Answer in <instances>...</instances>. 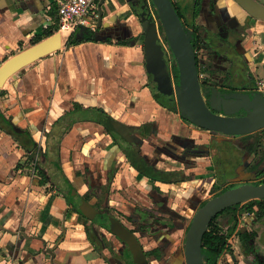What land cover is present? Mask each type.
I'll return each mask as SVG.
<instances>
[{
  "label": "crops",
  "instance_id": "obj_1",
  "mask_svg": "<svg viewBox=\"0 0 264 264\" xmlns=\"http://www.w3.org/2000/svg\"><path fill=\"white\" fill-rule=\"evenodd\" d=\"M135 3L100 0L101 24L91 29L99 39L67 44L72 32L59 28L54 0H0V64L6 52L23 40L47 37L43 35L47 26H57L62 38L58 50L23 66L0 87V113L26 129L36 146L34 152L26 150L0 116V264H130L124 247L119 250L111 243L112 236L117 237L97 225L110 246L94 248L85 231L89 219L66 201L71 185L88 195L93 205L102 199L126 226V218L120 219L118 213L133 215L136 206L172 218L174 228L163 237L170 242L165 264H180L182 238L197 209V185L214 182L209 152L214 133L206 135L183 118L176 96H163L150 83ZM232 18L237 23L227 31L229 45L219 48L228 49L237 67L220 61L214 49L217 39L211 34L210 58L226 67L225 86L264 94V20L250 17L233 0H202L197 21L216 32ZM75 103L102 107L126 125L129 148L121 147L99 122L70 123L78 112L61 119ZM127 150L159 169L194 175L177 183L151 181L131 164ZM34 153L38 159L33 165ZM197 172H201L198 177ZM160 201L177 216H169ZM240 218L228 239L232 253H222L217 264L235 260L254 264L252 254L243 253L237 230H253L255 244L264 255V217L250 213ZM135 234L142 237L144 249L156 246L151 241L161 238Z\"/></svg>",
  "mask_w": 264,
  "mask_h": 264
},
{
  "label": "water",
  "instance_id": "obj_2",
  "mask_svg": "<svg viewBox=\"0 0 264 264\" xmlns=\"http://www.w3.org/2000/svg\"><path fill=\"white\" fill-rule=\"evenodd\" d=\"M145 1V0H142ZM169 47L174 55L178 67V82L175 87L167 66L163 49L158 41L155 23L147 17L141 24L144 32L145 69L152 86L163 96L175 95L179 104L180 114L186 116L196 126L221 133L222 140L236 142L232 135H245L264 128V94L260 92L242 91L217 95L211 94L210 108L206 105L200 90L196 70V60L187 33L173 7L171 0H151ZM247 15L264 20V4L257 0H233ZM95 26L101 24L102 10L98 5ZM87 31V26L80 25L76 33ZM94 39H99L93 32ZM61 32L51 35L23 48L7 57L0 64V87L7 78L23 66L39 59L61 47ZM217 111V112H214ZM98 121L115 138L123 148H129L127 141L129 129L110 114L99 112ZM14 129L16 127L14 126ZM17 130V129H16ZM248 165L246 154L236 169V176L232 180L238 182L236 186L223 190L206 199L192 214L184 235L185 264H204L201 252V242L212 218L223 209L243 203L250 199L264 198V181L252 183L254 178L249 173L242 178V168ZM241 168V169H240ZM240 169V170H239ZM69 198L78 212L87 219H91L97 212L95 206L83 197L77 190H69ZM118 218L114 220V233L122 244H126L133 264H149L145 249L138 237L125 225L122 226ZM123 224V223H122Z\"/></svg>",
  "mask_w": 264,
  "mask_h": 264
},
{
  "label": "trees",
  "instance_id": "obj_3",
  "mask_svg": "<svg viewBox=\"0 0 264 264\" xmlns=\"http://www.w3.org/2000/svg\"><path fill=\"white\" fill-rule=\"evenodd\" d=\"M151 1V0H149ZM196 4L197 10L199 9L200 0H194ZM152 3V1H151ZM153 4V3H152ZM139 8L136 9L133 8V12L135 15H137L138 19L142 21L143 19L149 18V20L153 21L150 14L148 13V5L147 0H137V3L134 4V6H138ZM173 7L179 16L178 11L176 10L174 4ZM154 11L157 15L155 7ZM158 17V16H157ZM180 17V16H179ZM154 22V21H153ZM57 29V26H47L43 29V35L49 36L53 32H55ZM77 29L73 31L67 38L66 43L67 44H77L83 41H95L93 37V30L87 27V31H83L80 34L76 33ZM186 33L189 37V39L192 41V34L186 30ZM144 38V32L141 33V39L143 41ZM41 39V36L36 35L31 38L30 42L31 44L39 41ZM177 80L178 75L176 72ZM204 86L202 85L201 88ZM213 91H216L217 95H222L224 93H230V92H238L241 93L244 90H236V91H224L222 89L217 88H208L206 91L204 90V101L208 107H210L211 102V94ZM2 94V92H1ZM103 112L106 114H109L107 111H105L102 107H88L83 108L78 104L73 105V109L69 112H67L61 119H65L68 115H73L75 113H80L78 116H73L70 119V123L75 122L76 120H91L95 122L98 121L97 114L99 112ZM0 116L2 114L0 113ZM5 123L8 127V132L13 135V137L21 144L26 150H31L34 152L36 149L35 143L31 139L30 135L28 134L26 129H23L16 124H13L9 119L4 118ZM183 118L189 120L186 116L182 115ZM14 126L16 127V131H14ZM211 132V131H209ZM264 132V128L260 129L258 131H255L253 133L245 134V135H232V138L236 139V142L232 141H226L225 143L228 144H235V146L239 149L241 154H246V158H248L250 155L253 156L254 161L249 162L248 165L244 168V173H249L252 175L254 180L252 183H260L264 181V146L262 144V133ZM216 134H220L219 132H216ZM114 138V137H113ZM218 138V137H217ZM214 151H217L214 149ZM128 157H130L131 164L138 170V172L141 175L147 176L151 181L159 180L162 182H168V183H177L182 180H186L188 178H191V173H186V170H163L155 167L151 163L145 161L140 156L132 155L134 154L132 152L127 150ZM213 154H216L213 153ZM215 157V168L216 171L214 173V177H216V181L213 183L212 188L214 190H217L213 195L226 190L230 187L236 186L239 183H229L227 184L228 178L233 177L234 175H231L230 172L226 169L222 168L219 172V166L216 161V155ZM218 157V156H217ZM219 158V157H218ZM228 157H226V160L228 161ZM140 161V162H139ZM242 162V156L240 159H238V163ZM236 167V166H235ZM234 167V168H235ZM219 172V174H218ZM196 174V173H195ZM199 176V173H197L196 177ZM222 185H224L222 187ZM72 188V185L69 187V190ZM104 191H108V186L104 187ZM212 195V196H213ZM86 199L88 198V195L83 196ZM66 201L72 205V202L69 198V191L65 194ZM102 200V199H101ZM101 200H97L95 202V205L97 208V212L94 214V216L85 223V231L87 234V238L89 241L94 245V248L96 250H100L101 246L109 245L108 241L105 239V237L98 231L97 226H101L105 228L109 232L114 233V220H117V218L112 215L110 208L102 204ZM204 203L201 202L200 205ZM105 205V206H104ZM75 211L78 212V210L72 205ZM243 212H246L248 214L254 213L256 217L261 218L264 217V198L262 199H250L243 203H237L233 207L229 206L225 209H223L221 212L216 214L212 220L210 221L206 231L203 234L202 242H201V252L203 256V262L204 264H217L219 256L224 252H231V247L228 242L229 237L235 232L239 218ZM79 213V212H78ZM80 214V213H79ZM136 215L138 219V229L146 232V234L151 235L153 238L159 237L160 235L166 234L168 231L174 228V224L170 223L165 220L164 217L155 215L151 213L148 210H145L144 208L136 206L134 209L133 215ZM81 215V214H80ZM133 215L127 216L128 220L133 219ZM83 216V215H82ZM135 218V217H134ZM121 223V222H119ZM122 226L124 224L121 223ZM133 232V230H131ZM236 234L242 244V251L245 255L252 254L251 260L254 264H264V255L259 252L257 245L255 244L254 237L255 232L252 231H236ZM142 237H139V241ZM141 242V241H140ZM124 250L127 255V258L130 261V264H133L130 255L127 249L126 244H124ZM110 246V245H109ZM146 256H150L155 261L158 262V264H165L166 258L168 257L165 253H163V247H160L159 245L152 246L148 249H145ZM233 264H238L235 260Z\"/></svg>",
  "mask_w": 264,
  "mask_h": 264
},
{
  "label": "flooded vegetation",
  "instance_id": "obj_4",
  "mask_svg": "<svg viewBox=\"0 0 264 264\" xmlns=\"http://www.w3.org/2000/svg\"><path fill=\"white\" fill-rule=\"evenodd\" d=\"M171 1H172V4H174L176 10L179 13L180 17L179 16L178 17H179V19H180V21H181V23H182V25L184 27V30L186 29L192 34V41L190 40V42H191V45H192V48H193V52H194V55H195L196 70H197V75H198V80H199L201 92H203L204 90L206 91L208 88H217V89H222L224 91H236L235 88H231V87H228V86L224 85L223 78L225 77V73L223 74V72L224 71L226 72V67L222 68L223 67L222 65L216 63V61L213 62V60H211L210 52H211L212 49L209 48L210 47L209 46L210 43L208 42L209 38L210 39L212 38L211 35L215 36L216 38L215 37L214 38L217 39V40L214 42V49H215L216 53L220 54V56H219L220 61L221 60L222 61L224 60L225 62L228 61V63H230L231 65L235 64L236 67H237L238 63L236 62V59L235 58H229V55L227 54L228 49L227 50L226 49L222 50L221 48H219V47H221V45H229V44L226 43L227 31L230 29L231 25L233 26V24L237 23L236 20L233 19V18L232 19H228L226 22H224L221 25L222 28H220L216 32L208 31V29H206L203 25H201L197 21V17H198V15L200 13V10L202 8V0H200V4L198 6L199 7L198 10L196 8V4H195L194 0H181L180 2H179V0H178V2H174L173 0H171ZM134 7L136 9H138L139 5L138 6H133V8ZM221 52H222V54H221ZM163 55H164V53H163ZM176 72H177V75H178V67H177L174 55L172 53V65H171L170 75H171L172 84H173L174 87H175V85H177V82H178L177 77L175 76ZM202 85L204 86L203 88H201ZM237 90H244V89H237ZM174 97L172 98L173 101H174ZM203 98H204V96H203ZM177 106L179 108V104L178 103H177ZM212 111H214V110H212ZM214 112H217V111H214ZM218 135L219 134L212 135L211 139H210V143H209V149H210L209 152H210L211 158L213 159V162L215 161V157H214L215 155H216V157L220 156V152L214 151V148H213L214 144L217 142ZM200 149L203 150V149H205V147H201ZM215 152H216V154H213ZM216 161H217L216 164H218V160L217 159H216ZM162 202H163V205H164V209L163 210L166 213H168L169 216H171V217L177 216L176 212L171 210L169 207L165 206V203H166L165 201H162ZM162 202L160 201V205L162 204ZM102 204H105V203L102 202ZM200 204H199V206H200ZM94 206H95L96 209L98 208V207H96L95 204H94ZM165 220L174 224L172 218H165ZM129 221L135 225L134 229H132L131 227H128L130 230H133V233H135V232H139V233L144 232V231L138 229L139 222H138V219L134 218V216H133V219L129 220ZM147 235H149V234H147ZM164 235L165 234L160 235L159 237H162V236L164 237ZM137 237L139 238L140 236H137ZM123 247H124V245H123ZM165 248L163 247V253H165L168 256V254L165 252ZM148 257L149 256H147V259L149 261ZM167 258H166V261H167Z\"/></svg>",
  "mask_w": 264,
  "mask_h": 264
},
{
  "label": "rangeland",
  "instance_id": "obj_5",
  "mask_svg": "<svg viewBox=\"0 0 264 264\" xmlns=\"http://www.w3.org/2000/svg\"><path fill=\"white\" fill-rule=\"evenodd\" d=\"M65 40V38L63 39V41ZM29 45H31V43H30V41H24L23 40V42H21L18 46H16L14 49H12V50H10V51H7L6 52V54H5V57H9L10 55H12V54H15L16 52H18V51H20V50H22L23 48H25V47H27V46H29ZM203 133L204 134H206V135H208V133H210L208 130H204L203 131ZM203 134V135H204ZM262 144H263V146H264V132L262 133ZM218 137H221L220 136V134L218 135ZM213 148L215 149V150H217L218 152H220V156H218V157H216V159L218 160V166H219V172H220V170L222 169V168H224V169H226L225 171H229L230 172V174L231 175H234V176H236L238 173H236L235 171H236V169L240 166V162L238 163V159H240V157L242 156L243 157V154H241L240 153V151H239V149L235 146V144H228V143H225L224 142V140H222L221 138H217V142L214 144V146H213ZM226 157H228L229 159H228V161L226 160ZM247 160L249 161V162H253L254 161V158H253V156L252 155H250L248 158H247ZM215 162V161H214ZM214 162H213V165H214ZM236 166V167H235ZM235 167V168H234ZM214 168H215V165H214ZM241 169V168H240ZM239 169V170H240ZM264 169V168H263ZM215 171H216V168H215V170H214V173H215ZM241 172H242V178H244V177H246V176H248V175H246V173H244L245 172V169H243L242 168V170H240ZM219 172H218V174H219ZM197 173H201V172H197ZM232 178L233 177H231V178H228V180H227V184H229V183H239V182H242V181H244V180H239L238 182H235V181H233L232 180ZM217 179H216V177H214V182L216 181ZM213 182V183H214ZM212 185L213 184H209V182L207 183L206 181H204V182H201L199 185H197V187L198 188H200V189H198L197 190V194H196V196L194 197L195 198V204H196V208H198V206H199V204L201 203V202H203V201H205L206 199H208V198H210L217 190H214L213 188H212ZM223 186V185H222ZM185 198H189V195H186L185 196ZM102 201V200H101ZM159 207V206H158ZM158 207H156L155 208V210H158ZM195 208V209H196ZM112 211V214H114L115 215V212H113V210H111ZM158 215V214H157ZM247 216V215H249L248 213H246V212H243L242 214H241V216ZM240 216V217H241ZM118 217L121 219V218H126V217H122L119 213H118ZM162 217H164V218H167L168 216H162ZM241 219V218H240ZM125 223L127 224V227H130V225L132 226L131 228L132 229H134V227H135V225L133 224V223H131L127 218L125 219ZM97 227V226H96ZM136 235V234H135ZM183 237V236H182ZM112 240H111V243L115 246V247H117V249H121V248H123V245H122V243H121V241L120 240H118L117 238H115V237H113L112 236V238H111ZM183 240H182V242H181V250H182V252H181V254H180V259H181V262H180V264H185V262H184V237L182 238ZM152 242V245L154 244H156V245H159L160 247H168V245L170 244V242H169V240H167V239H163V236L160 238V239H158V240H154V241H151ZM171 253V252H170ZM178 254V253H177ZM176 254V255H177ZM177 256H179V255H177ZM149 258V262H150V264H158V262H156L155 261V259H153L152 257H148ZM176 264H179V263H176Z\"/></svg>",
  "mask_w": 264,
  "mask_h": 264
},
{
  "label": "built area",
  "instance_id": "obj_6",
  "mask_svg": "<svg viewBox=\"0 0 264 264\" xmlns=\"http://www.w3.org/2000/svg\"><path fill=\"white\" fill-rule=\"evenodd\" d=\"M56 4V12L59 28L68 32L75 31L78 26L84 25L90 29L95 28L97 19V4L100 0H54ZM148 13L155 23L158 41L163 49L164 56L171 71L172 51L164 37L163 30L160 27V22L155 14L154 5L147 0ZM262 82L258 83V90H261ZM35 157L32 160L33 165L37 162L38 153H34Z\"/></svg>",
  "mask_w": 264,
  "mask_h": 264
}]
</instances>
